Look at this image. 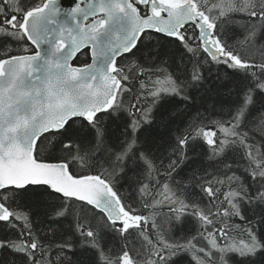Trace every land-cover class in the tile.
<instances>
[{"label":"trees","instance_id":"obj_1","mask_svg":"<svg viewBox=\"0 0 264 264\" xmlns=\"http://www.w3.org/2000/svg\"><path fill=\"white\" fill-rule=\"evenodd\" d=\"M42 1L0 0V60L33 51L19 25ZM192 1L244 66L211 59L192 24L144 31L116 60L109 106L35 148L102 177L140 223L121 230L46 186L6 188L0 264H264V0Z\"/></svg>","mask_w":264,"mask_h":264},{"label":"water","instance_id":"obj_2","mask_svg":"<svg viewBox=\"0 0 264 264\" xmlns=\"http://www.w3.org/2000/svg\"><path fill=\"white\" fill-rule=\"evenodd\" d=\"M187 24L211 59L245 65L218 44L215 23L192 0L175 6L153 0L145 16L132 0H43L27 10L19 29L33 51L0 60V191L42 185L88 204L121 230L138 225L141 218L128 215L109 182L97 174L74 175L63 161L39 160L35 148L43 134L72 118L91 121L110 104L121 83L116 60L142 32L174 36ZM84 49L88 63L75 64ZM8 218L0 201V220Z\"/></svg>","mask_w":264,"mask_h":264},{"label":"flooded vegetation","instance_id":"obj_3","mask_svg":"<svg viewBox=\"0 0 264 264\" xmlns=\"http://www.w3.org/2000/svg\"><path fill=\"white\" fill-rule=\"evenodd\" d=\"M152 1L153 0H146L145 4L141 5V4H139V0H133V2L137 5L142 16L149 14V4ZM159 1H162L165 4L172 5V6L178 4V2H174V1H170V0H159ZM152 11L156 15L160 14L159 9H152ZM82 52H85L86 54L82 57V62L79 65H84V64L88 63V61L90 59L89 52L87 49L82 50Z\"/></svg>","mask_w":264,"mask_h":264},{"label":"rangeland","instance_id":"obj_4","mask_svg":"<svg viewBox=\"0 0 264 264\" xmlns=\"http://www.w3.org/2000/svg\"><path fill=\"white\" fill-rule=\"evenodd\" d=\"M170 1L179 2V0H170Z\"/></svg>","mask_w":264,"mask_h":264}]
</instances>
